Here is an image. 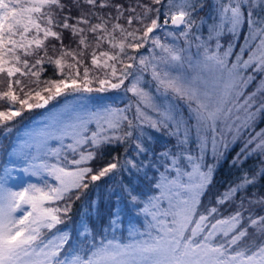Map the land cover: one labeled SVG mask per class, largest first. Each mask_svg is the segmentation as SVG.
<instances>
[{"label": "snow or ice", "instance_id": "obj_1", "mask_svg": "<svg viewBox=\"0 0 264 264\" xmlns=\"http://www.w3.org/2000/svg\"><path fill=\"white\" fill-rule=\"evenodd\" d=\"M72 5L78 16L63 0H0V140L26 112L51 108L0 165V264H264V214L252 210L264 197L236 202L264 179V129L252 134L264 117V0H135L115 16L102 12L110 0ZM45 65L59 78L41 79ZM111 91L128 104L89 106ZM149 129L175 144L152 151ZM242 139L233 166L256 156L259 170L205 202ZM116 145L134 152L92 166ZM15 173L36 182L13 184ZM105 178L119 189L106 223L97 195L61 227ZM121 202L143 217L123 239Z\"/></svg>", "mask_w": 264, "mask_h": 264}, {"label": "trees", "instance_id": "obj_2", "mask_svg": "<svg viewBox=\"0 0 264 264\" xmlns=\"http://www.w3.org/2000/svg\"><path fill=\"white\" fill-rule=\"evenodd\" d=\"M63 2L67 4L69 7H71L72 16H78L80 14V9L72 5V0H63ZM110 2L113 5V7L109 9H103L102 12L103 14H107L108 12H111L112 15L115 16L116 15L115 7H114L115 4H122L125 7H127L129 4H134L135 0H110ZM145 2H147V0H145ZM65 11H67V9H65ZM84 11H88V6L86 5L84 6ZM207 12H208V8H205L204 12H201L199 15L204 16ZM121 23H126V21L122 20ZM204 35H207V32L206 34L204 33ZM229 39L230 37L226 36L224 40L222 41L225 44V46L227 45V42ZM242 40H243V37L241 36V41ZM55 43H56L57 48H59V42H55ZM63 43L67 47L77 48L76 41L73 39L71 34L67 31L64 33ZM90 51L91 50L89 49V52ZM49 53L52 54L51 48H49ZM85 60L86 62H88L90 60V56L86 55ZM44 67H45V71L41 74V79H48V78L58 79L59 78V76L57 75L56 69L53 65H45ZM254 87H255V84L250 86L248 91H252ZM120 93L121 91L119 92L111 91L105 94H92V96L97 97V98H99V96L100 97L102 96L103 99L116 101V96H118ZM125 100L126 99H121L119 103H124ZM62 102L64 101L61 100L59 104H61ZM50 109L51 108L33 110L32 112H26L22 118H17L15 130L7 138L0 140V165H3L4 163H6L9 149L14 144V140L16 138L17 133L26 124L31 122L34 118L38 117L39 115H41L42 113ZM260 129H264V117H261L258 120L252 134L254 135L255 131H259ZM160 134H161L160 136H157L153 139L151 148H152V151L154 152H159L162 149V147H168V146H172L175 144V140L168 137L164 132H160ZM246 137H247V133H245V138ZM242 146H243V139L240 142H238L231 151L227 153L226 159H224L220 163L218 169L215 172L214 182L209 191V194L204 197L205 202H208L209 200H214L215 195L222 192L230 183L237 182L238 178L244 172H249V174L251 175L259 170L262 162L256 156H252L246 159L242 165L237 163L235 166H233V158L236 156V153L240 150ZM125 147H128V146L127 145L107 146L104 149L103 155L99 156L96 159V161L92 164V166L94 168L102 166L103 164L110 161L113 156H121V157L131 156L132 153L134 152V148H129V152L126 154ZM146 158L147 157H145V159ZM149 174L151 175V172ZM109 187L116 188L115 180L105 178L102 181L98 182V188L91 189L82 200L75 202L72 208V212H71L72 220L66 226H61V227H67L69 230H72L74 227V222L77 220L80 212L82 211L81 205L85 201H91L92 199H95L97 195H99V198L101 201L102 220L100 223H106L108 211L113 207V205L115 204L116 200L119 197V189L116 188V194L111 195L108 192ZM141 190L145 192L148 191V185L146 181H141ZM253 194H255V196H253ZM240 196L245 197V200L249 198L259 199L260 197H264V179H260L255 185L250 186L246 192L240 193L236 198L237 203L239 202ZM120 208L122 212V225L117 230L116 234L123 239L127 237L129 228L142 227L143 217L138 216L135 213V210L127 206L126 202H121ZM234 210H235V204L233 203L226 204L222 208V212L225 215L230 214ZM252 210L257 212L258 214H264V207H261L259 205L252 206Z\"/></svg>", "mask_w": 264, "mask_h": 264}, {"label": "rangeland", "instance_id": "obj_3", "mask_svg": "<svg viewBox=\"0 0 264 264\" xmlns=\"http://www.w3.org/2000/svg\"><path fill=\"white\" fill-rule=\"evenodd\" d=\"M205 31H206V30H205ZM206 32H207V31H206ZM206 32H205V34H206ZM205 36H206V35H205ZM147 78H148V77L146 76V79H147ZM128 95H129V97H130L131 94H128ZM121 99H126V100H125L124 103H119V101H120ZM128 102H129L128 97H126L125 94L121 91V93H120L118 96H116V101H115V100H107V99H103L102 96H101V97L99 96V98L94 97V96H91V97H90V105H89V106H94V105H96V104H98V103H113L115 106H118V107H124L126 104H128ZM63 103H64V102H62L61 104H63ZM59 105H60V104H59ZM59 105H57L56 107L59 108ZM49 111H51V109L48 110V111H46V112H44V113H42V114L39 115L38 117L34 118L31 122H29L28 124H26V125H25V126H24V127H23V128L17 133L16 138H15V140H14V143L17 141V138H18V137H23V136H25V133H27L29 130H34V129H36L37 127H39V126L41 125L42 121H44V120L46 119V117H47ZM148 131L151 132L153 138H155V137L161 135L160 132L157 133V132H154V131H152V130H150V129H149ZM53 146H54V145H53ZM123 157H124V156H123ZM6 162H9V156H7V161H6ZM14 175L17 177V179L14 180V181H12L13 184H17V185H18V184H20V183H22V182H24V181H29V180H31L32 182H36V178H34V177H25V176L23 175V173H15ZM125 179H127V177H126Z\"/></svg>", "mask_w": 264, "mask_h": 264}]
</instances>
